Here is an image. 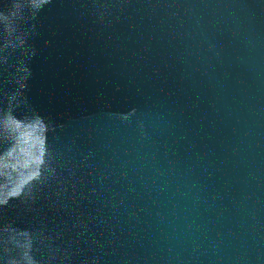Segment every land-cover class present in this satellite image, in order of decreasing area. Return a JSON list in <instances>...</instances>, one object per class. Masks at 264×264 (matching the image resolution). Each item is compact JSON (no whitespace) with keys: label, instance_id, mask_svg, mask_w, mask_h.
I'll use <instances>...</instances> for the list:
<instances>
[{"label":"water","instance_id":"water-1","mask_svg":"<svg viewBox=\"0 0 264 264\" xmlns=\"http://www.w3.org/2000/svg\"><path fill=\"white\" fill-rule=\"evenodd\" d=\"M94 2L29 19L24 87L0 65V238L69 254L47 264H264V0Z\"/></svg>","mask_w":264,"mask_h":264},{"label":"clouds","instance_id":"clouds-1","mask_svg":"<svg viewBox=\"0 0 264 264\" xmlns=\"http://www.w3.org/2000/svg\"><path fill=\"white\" fill-rule=\"evenodd\" d=\"M51 2L52 0H0V25H3L2 35H0V65L8 64L12 56L17 55V62L12 66L14 71L11 72V77L21 88L25 86L21 84V81L28 78L24 74L30 75L25 59L36 55V50L28 45V39L35 29V25L29 28V19H34L43 7ZM113 7H121V5H113L110 0H95L93 4V9L100 19H103ZM8 102L9 104L26 103L27 98L17 89L10 94ZM4 127L9 132L16 131L9 128L6 123ZM49 171V179L54 178L55 168L52 167ZM23 194L22 191L13 193L15 196ZM29 195L35 198L34 194L29 193ZM0 203H7V201H0ZM47 239L44 233H38L35 235V244L39 242L42 246H46ZM41 251L43 252V247ZM48 252L47 258H37L33 247L22 250L16 234L9 233L0 238V264H47L48 260L56 259L57 255H60L61 260L69 258L67 252L60 254L59 249L53 253L51 247H48Z\"/></svg>","mask_w":264,"mask_h":264}]
</instances>
